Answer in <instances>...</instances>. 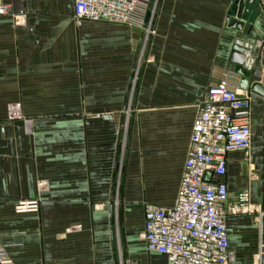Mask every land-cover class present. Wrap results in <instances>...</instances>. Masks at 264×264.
<instances>
[{"label":"crops","instance_id":"crops-1","mask_svg":"<svg viewBox=\"0 0 264 264\" xmlns=\"http://www.w3.org/2000/svg\"><path fill=\"white\" fill-rule=\"evenodd\" d=\"M0 4L14 14L0 17V243L10 259L168 264L147 251L145 206L175 205L197 106L225 74L239 86L236 41L264 39L257 1L157 0L152 62L137 86L142 30L77 24L74 0ZM252 132L249 159L227 157L228 207L246 190L264 204V96L255 93ZM34 200L39 212H15ZM227 226L232 264H254V218L230 216Z\"/></svg>","mask_w":264,"mask_h":264},{"label":"built area","instance_id":"built-area-1","mask_svg":"<svg viewBox=\"0 0 264 264\" xmlns=\"http://www.w3.org/2000/svg\"><path fill=\"white\" fill-rule=\"evenodd\" d=\"M264 12V0H256ZM157 0H74L73 18L110 23L143 31L144 52L157 32ZM14 15L12 6L0 4V17ZM264 62V39L253 44ZM256 77L264 86V68ZM252 94L233 85L228 74L212 86L197 106L193 133L178 197L173 207L145 206L144 235L147 251L166 257L168 264H232L227 220L252 216L258 226L259 250L254 264H264V204L251 203L246 190L228 207L229 190L224 180L229 154L250 157L252 144ZM211 177L206 180V175ZM40 200L20 201L17 214L37 213ZM0 264H14L7 246L0 243ZM124 264V263H122Z\"/></svg>","mask_w":264,"mask_h":264},{"label":"water","instance_id":"water-1","mask_svg":"<svg viewBox=\"0 0 264 264\" xmlns=\"http://www.w3.org/2000/svg\"><path fill=\"white\" fill-rule=\"evenodd\" d=\"M254 0H250L252 3ZM241 29L240 25H237ZM254 46L237 40L234 50L231 54V63L235 65V73L239 76V87L242 90H250L251 92L264 96V86L259 82H253L257 70L255 68L256 58L252 56ZM109 119L111 116H107ZM211 174L206 175V180H209Z\"/></svg>","mask_w":264,"mask_h":264},{"label":"rangeland","instance_id":"rangeland-1","mask_svg":"<svg viewBox=\"0 0 264 264\" xmlns=\"http://www.w3.org/2000/svg\"><path fill=\"white\" fill-rule=\"evenodd\" d=\"M150 44H151V39L148 40L146 47H145V50H144V52H142V48L144 45V37H143L142 43L140 44V47H139L137 55H136L135 64H134L133 69H132V76H131L132 77V83L136 84V86L141 79L143 69L145 68V66L148 63L152 62V58L150 57V53H149ZM135 259L138 260L137 258H135ZM254 260H255V256H253V261ZM243 262H245V261H243ZM234 264H240V263L237 262Z\"/></svg>","mask_w":264,"mask_h":264}]
</instances>
